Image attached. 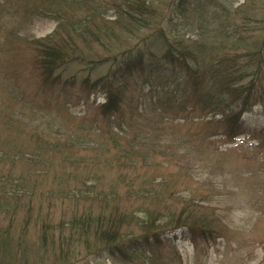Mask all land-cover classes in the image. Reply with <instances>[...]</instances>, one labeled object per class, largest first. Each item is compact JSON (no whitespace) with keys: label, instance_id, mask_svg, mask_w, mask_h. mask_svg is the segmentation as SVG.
<instances>
[{"label":"rangeland","instance_id":"1","mask_svg":"<svg viewBox=\"0 0 264 264\" xmlns=\"http://www.w3.org/2000/svg\"><path fill=\"white\" fill-rule=\"evenodd\" d=\"M69 33L76 55L44 78L37 43ZM166 47L176 67L121 75ZM110 225L112 252L94 236ZM0 264H264V0H0Z\"/></svg>","mask_w":264,"mask_h":264},{"label":"trees","instance_id":"2","mask_svg":"<svg viewBox=\"0 0 264 264\" xmlns=\"http://www.w3.org/2000/svg\"><path fill=\"white\" fill-rule=\"evenodd\" d=\"M124 15H126L128 18H133L136 23L140 26V28H145L150 24H157L158 26L160 25L161 21L157 20L154 21L151 19V21L148 23V19H150L147 15V11H146V7L140 5L138 2H129L127 1L124 5ZM71 30H73L74 33L79 34V32H76L74 30V28H72ZM71 33L67 34L66 37L61 41V43L59 44H52L48 41V43H44V42H38L37 43V54H38V64H39V70L42 72V75L44 78H49L51 77L56 71L62 69L64 67V65L67 63L66 61L68 59L71 60V54L72 55H76L74 53H76V49H74V44L71 38ZM83 35V34H82ZM70 41V42H69ZM172 50V49H171ZM170 50V48L166 47L161 56H154L153 54H151V58H156L157 61L155 62L154 60H150L149 58L144 59L141 55L135 57L134 60H130L129 58L126 59L123 62L122 65V70H121V75L124 73L125 75L129 74V73H139V74H144L145 72H154L156 71L157 68V64L161 63V65H163V67L166 66V64H171L173 66L176 67L177 63V59L175 60V57L172 53V51ZM159 58V60H158ZM183 60V59H182ZM165 61H167L168 63H166ZM165 62V63H164ZM132 63H134V66H131ZM179 67H184L186 69H188V65L187 63L183 60L182 63L178 64ZM133 67V68H132ZM189 70V69H188ZM133 71V72H130ZM237 80H233V79H226L222 86L223 91H231V93H233L235 95V98L241 102L243 107L248 106L251 101H254L253 99H257V98H253L252 95H254V92L252 91L253 87L250 86L249 84L247 85H240V86H236L237 83H235ZM239 82V80H238ZM252 82V81H251ZM235 83V84H233ZM109 84H106L107 87V91H106V96H107V101L100 107L101 108V115L103 116H108L111 113H113L116 109L117 104L120 102L119 98L117 97L118 90H117V94L116 95H112V89L110 88L111 86ZM213 89H208L204 96H205V100L206 102L210 103V107L213 110L219 109L221 108L226 110V104L225 102L222 100V95L220 96H213L214 93ZM235 92V93H234ZM252 97V98H251ZM226 107V108H225ZM220 110V112H221ZM219 112V113H220ZM226 111H222V115H225ZM227 118V122L230 123V126L235 125L237 119L235 117H226ZM234 129H230L227 132V136L228 138L232 139V142L234 141ZM186 212V211H184ZM184 212H181L178 216L177 219V223H179L181 221V218H183L184 216ZM185 221V219H184ZM185 223V222H184ZM202 223H205V226L201 227L199 226H195V225H187L185 223V225H182L181 228H188L189 230H193L194 227H198V229L200 231H203L205 233V235H210L212 233V230L209 227V223L208 221L206 222V220ZM208 223V224H207ZM207 224V225H206ZM87 225V223H86ZM190 226L193 228H190ZM109 229H103L102 231L100 230H94V236H96L97 238V247L98 248H105L107 250H110L111 252L113 251V246L111 243H113V238L116 235V232L113 231L112 229V225H110L108 227ZM179 228V227H178ZM183 232V230H182ZM191 238L194 240L195 236H191ZM136 248L135 251H139V248ZM116 251L115 253H118V248H115ZM120 255V254H119Z\"/></svg>","mask_w":264,"mask_h":264}]
</instances>
